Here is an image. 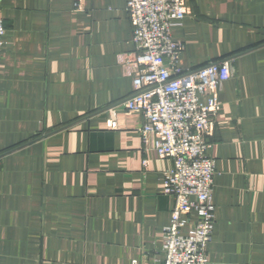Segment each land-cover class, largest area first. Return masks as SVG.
Listing matches in <instances>:
<instances>
[{
    "label": "crops",
    "instance_id": "crops-1",
    "mask_svg": "<svg viewBox=\"0 0 264 264\" xmlns=\"http://www.w3.org/2000/svg\"><path fill=\"white\" fill-rule=\"evenodd\" d=\"M125 3L0 0V264H157L172 162L144 149L142 117L120 105L134 71ZM186 7L171 29L179 65L230 60L208 136L207 264H264V0Z\"/></svg>",
    "mask_w": 264,
    "mask_h": 264
},
{
    "label": "built area",
    "instance_id": "built-area-1",
    "mask_svg": "<svg viewBox=\"0 0 264 264\" xmlns=\"http://www.w3.org/2000/svg\"><path fill=\"white\" fill-rule=\"evenodd\" d=\"M125 9L134 47L126 62L134 71L132 91L120 105L125 112L142 117L138 131L144 149L172 162L162 176L163 193L173 200L171 216L162 228L155 263L207 264L215 224L216 174L208 136L220 107L218 93L231 76L230 60L193 69L179 65L183 43L172 37L171 29L188 15L186 0H126ZM4 32L0 16V46ZM116 110H106L111 128L117 127ZM190 212L197 218L185 231Z\"/></svg>",
    "mask_w": 264,
    "mask_h": 264
}]
</instances>
